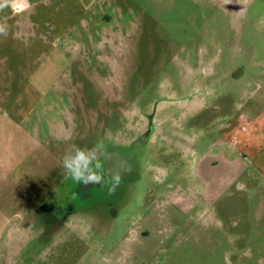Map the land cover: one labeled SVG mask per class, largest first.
<instances>
[{
	"label": "rangeland",
	"instance_id": "374dc122",
	"mask_svg": "<svg viewBox=\"0 0 264 264\" xmlns=\"http://www.w3.org/2000/svg\"><path fill=\"white\" fill-rule=\"evenodd\" d=\"M28 3L0 11V264H264V0Z\"/></svg>",
	"mask_w": 264,
	"mask_h": 264
},
{
	"label": "clouds",
	"instance_id": "9594fccd",
	"mask_svg": "<svg viewBox=\"0 0 264 264\" xmlns=\"http://www.w3.org/2000/svg\"><path fill=\"white\" fill-rule=\"evenodd\" d=\"M30 7L28 0H0V11L10 8L14 12H22ZM8 26L0 23V36L8 35ZM62 167L69 178L78 184L87 186L89 184H101L103 175L99 171L101 164L97 161L96 151L94 149L80 148L71 145L70 149L62 158ZM113 186L109 189V194L115 192V188L119 186L121 177L115 174L112 177Z\"/></svg>",
	"mask_w": 264,
	"mask_h": 264
},
{
	"label": "flooded vegetation",
	"instance_id": "af4514ba",
	"mask_svg": "<svg viewBox=\"0 0 264 264\" xmlns=\"http://www.w3.org/2000/svg\"><path fill=\"white\" fill-rule=\"evenodd\" d=\"M148 128H150V129H151V126H150V125H148L147 129H148Z\"/></svg>",
	"mask_w": 264,
	"mask_h": 264
}]
</instances>
